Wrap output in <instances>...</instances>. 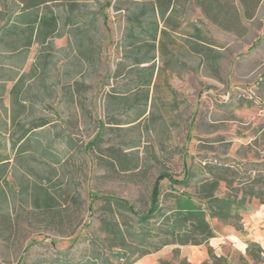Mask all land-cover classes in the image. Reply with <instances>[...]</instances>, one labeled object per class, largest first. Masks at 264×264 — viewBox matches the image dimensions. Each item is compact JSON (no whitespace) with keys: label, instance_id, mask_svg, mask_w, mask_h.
<instances>
[{"label":"trees","instance_id":"1","mask_svg":"<svg viewBox=\"0 0 264 264\" xmlns=\"http://www.w3.org/2000/svg\"><path fill=\"white\" fill-rule=\"evenodd\" d=\"M82 1L3 0L0 11V103L9 96L11 108L8 120L3 121L0 117V128L10 126L15 131L11 140L12 150L19 167L24 169L20 176H16L20 180L22 200L30 207L21 215L0 209V241L5 246L19 244L22 219L32 230L55 232L62 238L79 231L84 221L86 202L81 198L74 178L86 164L76 166L77 158L90 159L92 156L96 158L99 169L106 172L103 179L115 181L122 178L132 185L147 180L155 168L150 160L122 155L123 148L117 151L112 146L105 149V152H118L114 160L100 157L97 150L103 145L102 135L87 144L65 133L44 138L34 136L38 129L50 123L48 118L35 115L36 105L47 103V97L53 101L60 99L58 108L63 103H73L80 108L85 119L94 118L82 91L69 92L65 88L58 98L46 84L50 59L55 51L52 42L61 35V21L64 26L71 27L70 34L79 52L69 65L75 66L78 72L98 60L99 16L86 12ZM263 1L119 0L115 12L125 14V29L121 38L122 54L110 75L114 83H107L111 86L106 94L107 111L112 120L116 119L115 112L120 108L134 114L133 117L128 116L126 124L147 115L151 87L158 88L164 69L180 61L182 49L176 40L177 35H185L192 51L204 56L207 65L212 67L217 63L219 57L211 54L217 44L209 38L204 27L189 23L183 29L193 8L201 11L209 24L243 39L250 32L248 23L257 17ZM55 8H61L64 16L56 13ZM34 46H39L40 51L27 69ZM46 50L47 53L43 54ZM160 57L166 59L165 67L156 66ZM32 80L35 82L29 85ZM164 84L169 85L166 77ZM34 86L38 87L39 94H33ZM167 89L171 90V87L167 86ZM258 91H264V73ZM153 157L160 163L158 157ZM5 161L9 158L0 154V164ZM3 166L0 165V180L4 175ZM185 169L184 177L176 179L163 165L153 183L150 205L145 209H137L122 198H102L104 203L99 207L98 229L103 238H91L86 248L56 250L47 264H135L166 246L207 245L215 236L211 220L242 230L246 207L254 200L264 205V162L219 163L209 160L203 165ZM58 170L62 176L69 177L64 194L58 191L57 183L44 184V181H51ZM164 182L172 186L173 193L167 196L169 201L173 200L172 206L163 205ZM222 184H225V191L219 196ZM178 186L193 189L194 193L176 192ZM262 252L256 243L247 250L248 255L257 258L259 263L264 262ZM209 255L213 264H220L211 249ZM174 256L178 257V251ZM160 264L171 262L160 261Z\"/></svg>","mask_w":264,"mask_h":264},{"label":"rangeland","instance_id":"2","mask_svg":"<svg viewBox=\"0 0 264 264\" xmlns=\"http://www.w3.org/2000/svg\"><path fill=\"white\" fill-rule=\"evenodd\" d=\"M118 1H82L86 5V12L99 16L100 34L97 35L96 43L100 53L93 64H87L78 72L75 66L69 65L79 52L70 34L71 27L64 26L63 21L59 29L61 35L52 42L55 51L50 59L46 84L50 85L52 93H57L58 98L65 88L69 92L82 91L94 116L93 120L85 119L77 105L63 103L58 108L60 99L53 101L47 97V103L36 105L35 115L48 118L50 123L38 129L34 136L44 138L65 133L87 144L102 135L103 145L97 150L100 157L114 160L118 152H105V149L111 146L116 151L123 148L122 155L131 159L150 160L155 168L147 180L132 185L122 178L115 181L103 179L106 172L99 169L96 158L92 156L90 159L77 158L76 166L86 164L74 178L75 186L79 187L81 198L86 202L84 221L79 231L71 237L62 238L55 232L32 230L22 219L19 244L5 246L0 241V264H47L56 250L86 248L91 238H103L98 229L99 207L104 203L102 198H122L137 209L147 208L153 183L163 165L176 179H182L186 167L203 165L209 160L219 163L264 162V91H258L264 73V1L257 17L248 23L250 32L243 39L209 24L201 11L193 8L183 29L189 23L203 26L209 38L217 44L211 52L214 57H219L217 63L212 67L207 65L204 56L192 51L185 40L187 37L177 35L176 40L182 49L180 61L164 69L165 74L158 82V88L150 89L147 115L131 124L125 121L128 116L133 117V112L117 109L116 119L112 120V115L107 111L106 94L111 89L107 83H114L110 75L122 54L121 38L125 29V14L115 12ZM3 3L0 0V11ZM55 12L63 15L61 8H55ZM39 51V46L31 49L27 69L36 60ZM165 61V58L160 57L156 66L165 67ZM164 77L169 85L164 84ZM34 82L32 80L28 84ZM33 88V94L40 93L38 87ZM10 108L9 96H5L0 103L3 121L8 120ZM14 132L10 126L0 128V154L9 158V161L0 164H4V175L0 180V209L21 215L27 213L30 207L22 200V188L16 176H20L24 169L19 167L12 150ZM153 156L158 157L160 163L154 161ZM58 171L51 181H44V184L50 186L57 183L58 191L64 194L69 177L62 176L61 170ZM171 187L167 182L163 183L161 199L165 206L174 203L167 198L173 193ZM178 191L194 193L193 189L180 186L176 187ZM224 191L225 184H222L219 196ZM253 202L260 204L256 200ZM252 263L261 264L257 258H253Z\"/></svg>","mask_w":264,"mask_h":264},{"label":"crops","instance_id":"3","mask_svg":"<svg viewBox=\"0 0 264 264\" xmlns=\"http://www.w3.org/2000/svg\"><path fill=\"white\" fill-rule=\"evenodd\" d=\"M241 225L242 230H238L232 225L211 220L215 236L207 245L166 246L135 264H160V261L166 260L171 264H213L209 249L220 260V264H253V257L247 253L252 243L262 248L264 258V205L250 203L244 210ZM175 251H178L177 258L174 256Z\"/></svg>","mask_w":264,"mask_h":264}]
</instances>
